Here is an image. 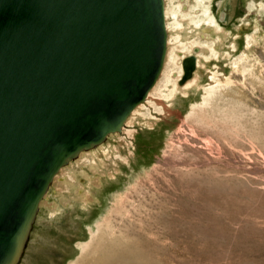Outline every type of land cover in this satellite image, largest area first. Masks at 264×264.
Listing matches in <instances>:
<instances>
[{
    "label": "rangeland",
    "instance_id": "374dc122",
    "mask_svg": "<svg viewBox=\"0 0 264 264\" xmlns=\"http://www.w3.org/2000/svg\"><path fill=\"white\" fill-rule=\"evenodd\" d=\"M181 1L164 2L184 30L170 31L151 98L58 171L19 264H82L109 240L139 264H264V0H212L208 36L198 2ZM186 39L198 81L165 98Z\"/></svg>",
    "mask_w": 264,
    "mask_h": 264
},
{
    "label": "water",
    "instance_id": "95a60500",
    "mask_svg": "<svg viewBox=\"0 0 264 264\" xmlns=\"http://www.w3.org/2000/svg\"><path fill=\"white\" fill-rule=\"evenodd\" d=\"M166 40L163 0H0V264L58 170L144 103Z\"/></svg>",
    "mask_w": 264,
    "mask_h": 264
},
{
    "label": "bare ground",
    "instance_id": "6f19581e",
    "mask_svg": "<svg viewBox=\"0 0 264 264\" xmlns=\"http://www.w3.org/2000/svg\"><path fill=\"white\" fill-rule=\"evenodd\" d=\"M183 1V0H182ZM181 1V2H182ZM191 1V0H190ZM198 2V4L197 5H193L192 7H191V9H190V11H192V12H194V19H198L199 20V22H202V23H206L207 24V26H208V28L207 29H205V30H202L201 31V33L204 35V36H208V33H209V30L211 29V28H213L214 29V27L216 26V21H215V18L214 17H211L210 16V12H211V9H209V7H210V5L212 4V0H207V1H205V0H203V5L200 7L199 6V3L202 1V0H194V2ZM165 2V0H163V3ZM182 4V3H181ZM253 4L254 3H252V6H253ZM167 5V4H166ZM166 5H165V9H164V20H165V30H166V34H167V40H166V52H165V56H164V61H163V65H162V68H161V71H160V73H159V75H158V78L156 79V82H155V84L157 83V81H158V79H159V77H160V74H161V72H162V69H163V66H164V63L165 62H168V59L171 57V55H168L167 54V52H168V50H169V47L171 46L170 45V42H172V40L175 38V39H177V38H179L180 36H177V37H174L173 39H171V36H170V31H172V28L173 29H175V31H183L184 29L182 28V24L180 23L181 21L179 20L180 18H182L183 20L185 19V18H183V15H177V12L174 10V11H169L168 9H166ZM189 5V4H188ZM183 6H185L184 4H183ZM182 6V8H185V7H183ZM209 6V7H208ZM201 8V10L200 9H198V8ZM191 13V12H190ZM170 16H173V19H174V22H173V24H172V26L170 25V23H167V21L168 20H170ZM193 24V23H192ZM198 27V26H197ZM201 27V26H200ZM210 27V28H209ZM198 30H195V32H197ZM217 31V30H216ZM191 32H194V31H191ZM194 32V33H195ZM219 33V32H218ZM201 34V35H202ZM195 35V34H194ZM202 37V36H201ZM200 37V38H201ZM219 39V38H218ZM217 41V40H216ZM220 42V41H219ZM173 43H174V41H173ZM174 46H175V44H174ZM182 46V49L180 50L179 49V51H181L182 53H183V56L181 57V58H179V57H174L173 59H172V61H173V64H174V66L176 67V69L178 70V72H175V73H173L172 74V76H171V78L172 79H169V78H167L166 79V91H168L169 92V94H167L166 96H164L165 98H167L169 95H171L172 94V92L168 89L169 88V86H171L172 87V89H173V92H177V90L178 91H180L177 87H179V88H186V90H188L189 88H191V87H193L194 85H193V83H195V82H197L198 81V74L197 73H195V71H196V69H198L199 68V66H200V48L199 47H197L196 45H194L193 43H191V42H189L188 41V39H186L185 40V42L181 45ZM205 47V46H204ZM172 53V52H171ZM178 53V52H177ZM166 54L168 55V56H166ZM190 56H192L193 58H194V70L192 71V75L189 77V78H187V79H184L183 77V68H182V65H183V60H185V58H188V57H190ZM201 58H203V55L201 56ZM181 65V66H180ZM183 76V77H182ZM195 76V77H194ZM192 78H194L193 80H192ZM191 80V81H190ZM192 81H193V83H192ZM154 84V85H155ZM186 84V85H185ZM154 85H153V87H154ZM185 85V86H184ZM183 86V87H182ZM152 87V88H153ZM150 89L149 90V92H148V94H147V96H146V98H145V101H144V103H140V104H138L132 111H131V113L129 114V116L125 119V121H124V124H123V126L122 127H124V125H125V123L127 122V120L130 118V116H134V114L136 113V112H138L139 110H141V109H139L140 107H143L147 102H148V100L151 98V96H152V91L151 90H154V88L153 89ZM209 90H211V91H214L215 90V88H214V86H212V87H209ZM185 91V90H184ZM208 93V92H207ZM121 127V128H122ZM121 131V130H120ZM114 134H121V132L120 133H118V132H115V133H110V134H108L107 136H106V138L107 137H109L110 135L112 136V135H114ZM106 138L101 142V143H99V144H97L96 146H94V147H92V148H95V147H97V146H100L105 140H106ZM92 148H89V149H92ZM89 149H87V150H89ZM84 151H86V150H82V151H80L79 152V154L80 153H82V152H84ZM94 152V151H93ZM94 153H96V152H94ZM94 153H91L92 155H94ZM78 154V155H79ZM90 154V155H91ZM91 157V156H90ZM71 161V160H70ZM95 163L96 162H94V163H91V164H89L90 166L92 165V164H94L95 165ZM69 164V163H68ZM68 164H66L65 166H67ZM65 166H62L58 171H59V173H60V171L63 169V167H65ZM70 171H71V169H70ZM84 173V172H83ZM73 174V173H72ZM74 175V174H73ZM55 177H53L52 178V181H51V183H53V181L57 178V176H58V172L54 175ZM75 179V178H74ZM80 183H83V181L81 180V179H77ZM61 182V181H60ZM59 188V187H58ZM48 189L49 188H47V191H48ZM47 191L45 192V194L47 193ZM78 193H81V191H79ZM45 194L43 195V197L45 196ZM85 196V195H84ZM42 197V198H43ZM42 198L40 199V201H39V203L42 201ZM42 205V204H41ZM38 206H39V204H38ZM40 207V206H39ZM51 208V207H50ZM38 211H39V208H38V210H37V214H38ZM37 214H36V216H37ZM36 219V218H35ZM35 219H34V221H35ZM34 223V222H33ZM95 236V235H94ZM101 241V238L100 237H98V241ZM90 244L91 243H89V246H90ZM118 244H120L118 241H117V244L115 245L114 244V242H113V240H109V241H106V242H103V243H101L100 245L99 244H97L96 246H97V249H96V255H93V256H91V255H88L86 258H84L83 260H82V264H139L137 261H135V254L131 251V250H123V251H120V249H118V247H117V252L116 253H110L109 254V251H110V245L111 246H117ZM83 246V245H82ZM87 246V245H86ZM92 250V249H91ZM84 251H85V249H84ZM88 251L89 250H87V253L86 254H88ZM93 252V251H92ZM94 254V253H93ZM82 258V257H81ZM146 258V257H145ZM142 261V260H141ZM80 262V261H79ZM77 263V262H76ZM148 264H149V262H148Z\"/></svg>",
    "mask_w": 264,
    "mask_h": 264
}]
</instances>
